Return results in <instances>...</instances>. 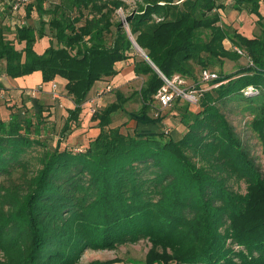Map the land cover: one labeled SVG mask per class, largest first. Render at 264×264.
<instances>
[{
	"label": "trees",
	"instance_id": "16d2710c",
	"mask_svg": "<svg viewBox=\"0 0 264 264\" xmlns=\"http://www.w3.org/2000/svg\"><path fill=\"white\" fill-rule=\"evenodd\" d=\"M261 1L137 0L131 10L125 0L25 1V17L36 12L39 27L22 23L17 0L4 3L3 73L40 71L44 83L61 77L74 106L59 129L51 107L26 89L30 105H9V118H0V264H81L88 249L141 239L152 244L146 264H264V170L223 111L232 99L264 100ZM228 7L259 16L262 31L239 33L223 21L220 9ZM12 20L22 48L7 37ZM47 26L52 41L39 53ZM134 41L148 56L133 61L145 84L131 95L116 90V101L92 115L97 136L70 146L96 84H111L117 63L134 58ZM244 56L248 62L237 63ZM227 61L237 67L227 71ZM204 70L218 76L203 82ZM176 76L193 82L198 96L196 108L175 100L182 133L156 98ZM248 88L258 94L246 95ZM138 97L141 107L127 110ZM119 111L133 130L112 126ZM253 128L264 139V106Z\"/></svg>",
	"mask_w": 264,
	"mask_h": 264
},
{
	"label": "rangeland",
	"instance_id": "374dc122",
	"mask_svg": "<svg viewBox=\"0 0 264 264\" xmlns=\"http://www.w3.org/2000/svg\"><path fill=\"white\" fill-rule=\"evenodd\" d=\"M25 1L27 2L29 0H25ZM25 1L20 3L21 1L17 0V2L20 3L18 8L19 9L18 14L20 15V17H22V23H28V24L30 23L36 27H39L40 22L38 19V14L36 12H33L32 18L25 17V13H26L25 6L27 4ZM125 1L129 3L130 5L129 10H131L135 7L137 0H125ZM5 2L12 3L14 2V0H0V8L4 6ZM119 14L123 17L124 24L126 25L127 29L130 30L129 25L127 26L126 24V20L124 17L125 16L124 10L120 9ZM242 17L246 18V14L244 12ZM5 19L8 20V18H4V20ZM12 22L13 20L11 21V25ZM15 31L16 30L14 28V25H12V28L10 27L6 31L7 37L10 40L14 41L18 48H22L24 44L19 43L17 41L15 37ZM46 31L48 35H46L44 38L38 39V47L42 46V49H45L47 46H49L52 41L51 35L49 33L50 29L48 26ZM227 45L231 47L230 44H228V42ZM133 57H134L133 60L132 61L130 60L129 63H126L123 66V68L129 67L130 65L134 66L133 61L135 60V58L145 57V53L141 48L135 46ZM247 62H248V58L244 56L237 63L241 64ZM237 63L233 61H227L225 69L227 71H231L237 67ZM1 69H4L2 61L0 62V76L2 77L4 73ZM146 79H147L146 76L136 75L132 68L123 69L118 79L111 82L112 90L102 95L100 99L101 107L108 106L110 103L116 101L117 99L116 90H121L125 95H131L135 91L141 89V87L145 84ZM172 82L178 88L185 90L189 95H195V97L192 96V100H187V98L185 97H183V99L189 101L192 107L196 108V104H197L196 101L198 96L197 93L191 88L193 82L181 79L177 76L173 79ZM166 87H168V85ZM31 89H32L31 91L32 95L41 96L42 100L51 107L50 121L53 122L54 124H57V127L60 129L63 126L66 117L68 116L67 105L70 103V97L67 95L63 85L59 83V89L61 94L59 95L58 98L53 97V93L42 90L40 85H37L36 87ZM176 94L174 96L172 105L166 109H163L161 112L162 114L169 113L171 116L167 121L168 125L173 128L175 127L179 128L182 133V131H184L183 130L184 128L179 123V119L175 116L174 112H172V110L176 108V105H178L175 101L177 98ZM245 94L248 96H256L258 92L252 88H248ZM2 99L4 101L3 104L6 106L8 110H9L8 108L9 105H21L22 103H27L28 105H30L28 100L27 90L26 92H24L23 96H20L19 94L17 95L14 94V96L10 95L6 98L3 97ZM63 103L64 106H62ZM125 106L129 111H136L141 107V100L139 99V97L136 99L132 98L125 103ZM263 106H264V100L261 97H258L253 101H247V100L238 101L236 99H232L228 101L225 105H223V111L226 113L228 119L235 128L236 134L242 139L245 148L255 159L258 166L264 170V139H262L259 132L253 128V121L255 117L259 118L261 116V109ZM85 109H86L85 112L81 114L80 126L75 127L73 132H71L67 137L66 142L69 143V145L72 147H82V148L85 147V145L89 142V140L97 136V134L99 133L100 129L96 125L97 122L92 120L93 113L90 112V104L86 105ZM134 125L135 122L133 120L128 121V116L123 111H119L115 113L113 116L112 126L114 127L121 126L122 130L125 132L127 130H133ZM57 137L58 136L56 135L55 142ZM40 166L41 164L38 161L35 160L33 162L34 169L39 168ZM241 191H245V184H242ZM151 248H152V244L149 242L148 239H141L140 241L135 243L129 242L126 244L119 245L118 248L113 250L88 249L85 251V253L81 258V264H89L92 261H97V260L102 262H107L113 259H117V261L109 264H146L147 256Z\"/></svg>",
	"mask_w": 264,
	"mask_h": 264
},
{
	"label": "crops",
	"instance_id": "0c3cea01",
	"mask_svg": "<svg viewBox=\"0 0 264 264\" xmlns=\"http://www.w3.org/2000/svg\"><path fill=\"white\" fill-rule=\"evenodd\" d=\"M224 1L226 3H228L231 0H224ZM220 12L222 14L223 21H225L227 23H231L236 29H238L239 33H242L246 36H253V35L258 34L262 31L261 24L258 22L259 16H257L254 13H250L247 10L239 11L237 9H233L230 7L225 8V9H220ZM243 12L246 14V18L242 17ZM260 13L264 17V0L261 1ZM263 23H264V18H263ZM227 42H228V44H230V46H232V43L229 40L226 41V46L228 48H230L227 45ZM35 48L39 53H42L44 51V49H42V46L38 47V41L36 42ZM130 60L132 61L133 59H130ZM130 60L117 63V67L120 70V72L114 78H111L110 82H108V83H111L112 81L117 80L119 75L123 71V69L132 68L134 71L133 65H130L129 67L123 68V66L126 63H129ZM5 63L6 62L4 61L3 66L5 65ZM56 81H58V83L62 84L63 87H64V84L66 82L65 79H63L61 77H57ZM41 83H44V82L42 79V73L40 71H36L32 74H29L26 76H21V77H16V78L11 77L5 73L2 77L0 76V86L6 89V91H4L3 89H2V91L0 90V118L7 119L10 116V110H8L6 108V106L3 104L4 103V101L2 99L3 97L6 98L7 96H10V95L14 96V94L15 95L19 94L20 96H23L24 95L23 91L25 89L34 88ZM106 83H107V81H100L96 84L95 88L98 89L101 86L105 85ZM44 84H46L44 91L49 92L48 91L50 88L49 85H47V83H44ZM86 105H88V104H86ZM62 106H64V103L62 104ZM73 106H74V103H73L72 99H70V103L67 105V107L71 108ZM85 110L86 109L84 108L83 113L85 112ZM4 116H6V117H4Z\"/></svg>",
	"mask_w": 264,
	"mask_h": 264
},
{
	"label": "built area",
	"instance_id": "2783aa9c",
	"mask_svg": "<svg viewBox=\"0 0 264 264\" xmlns=\"http://www.w3.org/2000/svg\"><path fill=\"white\" fill-rule=\"evenodd\" d=\"M17 7H19V4L15 5V8H17ZM126 24L128 26L127 21H126ZM234 49L237 50L239 53L244 54V51L242 49H240L239 47H234ZM217 76H218V74L214 71L204 70L201 74V80L203 82H208L212 79H215ZM47 84L50 87L48 91L50 93H53V97L58 98L59 95L61 94L58 81L53 80ZM39 85L42 88V90L45 89L46 84L41 83ZM169 85H171V86H169ZM111 90H112V84H109L106 86H101L100 88L97 89L96 93L92 97H90V99L87 102L88 104H90V112L95 113L99 108H101L100 99H101L102 95L105 94L106 92L111 91ZM175 94L177 96L185 97V98H187V100H192V96L195 97V95H189L185 90H182V89L178 88L177 86H175L172 81H168V87H166V86L163 87L159 91V93L157 94V97H156L158 100V103L161 107V110L166 109L172 105Z\"/></svg>",
	"mask_w": 264,
	"mask_h": 264
},
{
	"label": "water",
	"instance_id": "95a60500",
	"mask_svg": "<svg viewBox=\"0 0 264 264\" xmlns=\"http://www.w3.org/2000/svg\"><path fill=\"white\" fill-rule=\"evenodd\" d=\"M134 45L135 46H137V47H139V45L137 44V42L136 41H134ZM140 48V47H139ZM145 57L148 59V56L145 54Z\"/></svg>",
	"mask_w": 264,
	"mask_h": 264
}]
</instances>
